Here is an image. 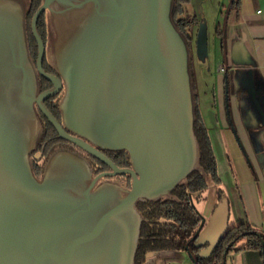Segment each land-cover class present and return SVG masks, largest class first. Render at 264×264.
<instances>
[{
    "label": "water",
    "instance_id": "obj_1",
    "mask_svg": "<svg viewBox=\"0 0 264 264\" xmlns=\"http://www.w3.org/2000/svg\"><path fill=\"white\" fill-rule=\"evenodd\" d=\"M175 3L42 0L32 18L35 67L29 4L0 0V264H135L143 221L136 204L168 196L199 162L193 50L175 24ZM45 11L56 30V38L50 30L48 58L66 88L62 123L43 103L61 87L42 68L46 46L37 22ZM195 47L206 60L204 22ZM37 72L55 88L38 94ZM249 79V94L259 104L251 70ZM36 104L61 139L111 170L95 175L85 155L58 148L38 178L31 156L42 128ZM106 150L126 151L131 166L119 167ZM124 175L129 187L103 179ZM226 211L224 200L207 226L202 216L197 246Z\"/></svg>",
    "mask_w": 264,
    "mask_h": 264
},
{
    "label": "crops",
    "instance_id": "obj_2",
    "mask_svg": "<svg viewBox=\"0 0 264 264\" xmlns=\"http://www.w3.org/2000/svg\"><path fill=\"white\" fill-rule=\"evenodd\" d=\"M231 4L228 22L220 30L224 50L217 28L213 30L219 40V57L208 60V43L206 62L195 67V37L201 20L190 29L194 36L192 72L197 113L210 138L219 175V182H210L195 205L207 226L219 204L224 200L227 204L224 218L202 235V256L211 255L217 245L212 241L225 228L247 223L264 234V0H232ZM250 70L259 104L249 94ZM241 245L242 241L235 247ZM149 262L194 264L187 251H163ZM224 264L264 261L260 250L241 249L229 252Z\"/></svg>",
    "mask_w": 264,
    "mask_h": 264
},
{
    "label": "trees",
    "instance_id": "obj_3",
    "mask_svg": "<svg viewBox=\"0 0 264 264\" xmlns=\"http://www.w3.org/2000/svg\"><path fill=\"white\" fill-rule=\"evenodd\" d=\"M182 1L176 0L173 18L178 29L192 46L193 39L190 29L199 21L178 18ZM220 30L221 26H218L216 33L221 36V49L224 50L225 42L223 32ZM194 128L199 147L198 166L168 196L158 200L146 199L136 204L143 221L135 264H145L148 254L160 251H187L194 264H224L229 252L241 249L260 250L264 261V234L247 223L230 227L220 238L211 255L202 256L200 254L201 247L196 245L195 235L201 224L202 215L196 208L195 202L201 199L210 182H219V175L210 138L198 117L197 104L195 105ZM44 130L42 124L38 141L43 139ZM113 152L123 154L120 158L122 167L131 166L130 157L126 151ZM240 241L242 245L236 248L235 245Z\"/></svg>",
    "mask_w": 264,
    "mask_h": 264
},
{
    "label": "flooded vegetation",
    "instance_id": "obj_4",
    "mask_svg": "<svg viewBox=\"0 0 264 264\" xmlns=\"http://www.w3.org/2000/svg\"><path fill=\"white\" fill-rule=\"evenodd\" d=\"M37 2H40V4H39V6H40L42 3V0H29V2H28V4H29L28 15H27L28 18L30 17L29 18V33H28L29 49H30L32 61L35 65V67H36L37 60H38V44H37L35 36L32 32V18H33L34 14H35V12L39 6L37 7V9L33 13H32V10L35 7ZM47 13H48V11H45L40 16V18L38 19V22H37L38 32H39L40 36L42 37V39L45 43V46H46V53H45L43 61H42V68L46 73L56 77L60 81L61 87H60V90L58 93H56L55 95H52L50 97L45 98L43 103L46 106V108L53 114V116L55 118H57L60 123H62L63 119H62V112L60 109V104H61V101H62L64 95H65V90H66L65 83H64V80L62 79V76L56 70V68L50 62V60L47 56V48L49 46V39H47V36L45 37L44 35H42V32L40 31L41 17ZM38 81H39L38 94L46 92L48 90H52L53 88H55V83L52 80H50L49 78H47L46 76L42 75L41 73H38ZM36 109L38 111L39 118L42 122L41 125L43 124V128L45 129L44 130L45 134H44L43 139L41 141L40 140L38 141L34 151L31 154V156L33 158L34 173L38 178H41V176L43 174L44 167H45L46 161L48 159V156L54 150H56L58 148L71 149V150L77 151V152L85 155L90 160V162L93 166L95 175L101 174L103 172H108L111 170L105 163L101 162L100 160L93 157L92 155L86 153L83 149H81L77 145H75L72 142H69L67 140L61 139L59 137L55 127L53 126V124L49 121V119L46 117V115L42 112V110L38 107L37 104H36ZM103 152L116 165H118L119 167H122L121 166L122 163L120 160L121 156L123 155L122 153L113 152L110 150H106ZM103 179L119 180V181H121V183L126 184L128 187L131 184V179L128 175L116 176V177H112V178H103ZM103 179L99 180V183ZM160 252H163V251H160ZM160 252H152V253L148 254L145 264H149L150 263L149 260L151 259V257L155 256L156 254H158Z\"/></svg>",
    "mask_w": 264,
    "mask_h": 264
},
{
    "label": "rangeland",
    "instance_id": "obj_5",
    "mask_svg": "<svg viewBox=\"0 0 264 264\" xmlns=\"http://www.w3.org/2000/svg\"><path fill=\"white\" fill-rule=\"evenodd\" d=\"M28 4L29 0H22ZM232 0H183L180 3L181 13L178 18H187L201 20L207 25L208 30V43H209V59L219 57L220 45L219 40L214 34V28L218 26H226L228 22L229 12L231 8ZM40 2H37L32 10V13L37 9ZM31 13V14H32ZM48 13L44 14L40 20V31L42 35L47 39H50L52 31L53 38H56L55 26H50V20L48 18ZM30 18V17H29ZM29 18L27 16V31L29 33ZM51 28V29H50ZM48 30V31H47ZM54 30V31H53ZM211 33V36H210ZM192 47H194L192 43ZM48 56V54H47ZM207 60V59H206ZM206 60H201L194 55V66L197 67L198 64L206 62Z\"/></svg>",
    "mask_w": 264,
    "mask_h": 264
},
{
    "label": "built area",
    "instance_id": "obj_6",
    "mask_svg": "<svg viewBox=\"0 0 264 264\" xmlns=\"http://www.w3.org/2000/svg\"><path fill=\"white\" fill-rule=\"evenodd\" d=\"M222 70H224V68H222Z\"/></svg>",
    "mask_w": 264,
    "mask_h": 264
}]
</instances>
